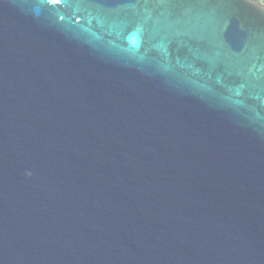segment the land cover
<instances>
[{
    "label": "water",
    "instance_id": "1",
    "mask_svg": "<svg viewBox=\"0 0 264 264\" xmlns=\"http://www.w3.org/2000/svg\"><path fill=\"white\" fill-rule=\"evenodd\" d=\"M0 264H264V5L0 0Z\"/></svg>",
    "mask_w": 264,
    "mask_h": 264
},
{
    "label": "snow or ice",
    "instance_id": "2",
    "mask_svg": "<svg viewBox=\"0 0 264 264\" xmlns=\"http://www.w3.org/2000/svg\"><path fill=\"white\" fill-rule=\"evenodd\" d=\"M50 2L60 3L61 0H50Z\"/></svg>",
    "mask_w": 264,
    "mask_h": 264
},
{
    "label": "trees",
    "instance_id": "3",
    "mask_svg": "<svg viewBox=\"0 0 264 264\" xmlns=\"http://www.w3.org/2000/svg\"><path fill=\"white\" fill-rule=\"evenodd\" d=\"M258 1H260L264 5V0H258Z\"/></svg>",
    "mask_w": 264,
    "mask_h": 264
},
{
    "label": "clouds",
    "instance_id": "4",
    "mask_svg": "<svg viewBox=\"0 0 264 264\" xmlns=\"http://www.w3.org/2000/svg\"><path fill=\"white\" fill-rule=\"evenodd\" d=\"M29 175H31V173H28Z\"/></svg>",
    "mask_w": 264,
    "mask_h": 264
}]
</instances>
